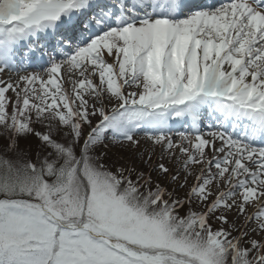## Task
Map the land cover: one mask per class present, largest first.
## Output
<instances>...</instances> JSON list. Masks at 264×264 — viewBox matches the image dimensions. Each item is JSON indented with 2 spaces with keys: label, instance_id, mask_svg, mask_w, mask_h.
<instances>
[{
  "label": "snow or ice",
  "instance_id": "1",
  "mask_svg": "<svg viewBox=\"0 0 264 264\" xmlns=\"http://www.w3.org/2000/svg\"><path fill=\"white\" fill-rule=\"evenodd\" d=\"M0 137V264H264V0H0Z\"/></svg>",
  "mask_w": 264,
  "mask_h": 264
},
{
  "label": "rangeland",
  "instance_id": "2",
  "mask_svg": "<svg viewBox=\"0 0 264 264\" xmlns=\"http://www.w3.org/2000/svg\"><path fill=\"white\" fill-rule=\"evenodd\" d=\"M3 143H5L3 137H0V145H2ZM33 146H35V140L32 141ZM24 147V142L21 141V148ZM108 155L109 157H111L112 159H119L120 157H124V159H121L120 162L124 163L126 160H128V154L122 153L119 148L117 147H111L108 149ZM134 163L137 164V166L139 167V162L133 161Z\"/></svg>",
  "mask_w": 264,
  "mask_h": 264
}]
</instances>
